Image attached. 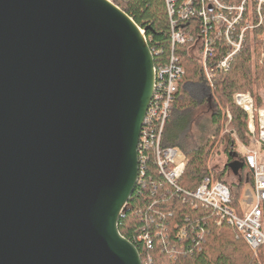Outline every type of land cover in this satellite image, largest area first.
Wrapping results in <instances>:
<instances>
[{"label":"water","instance_id":"water-1","mask_svg":"<svg viewBox=\"0 0 264 264\" xmlns=\"http://www.w3.org/2000/svg\"><path fill=\"white\" fill-rule=\"evenodd\" d=\"M154 81L110 0H0V264H141L118 222Z\"/></svg>","mask_w":264,"mask_h":264},{"label":"trees","instance_id":"trees-1","mask_svg":"<svg viewBox=\"0 0 264 264\" xmlns=\"http://www.w3.org/2000/svg\"><path fill=\"white\" fill-rule=\"evenodd\" d=\"M110 1L144 31L153 51L154 65L166 62L171 51V29L165 1ZM222 1L239 4L243 0ZM246 24L250 28L245 30V39L230 68L213 71L210 81L203 72L198 20L192 18L181 24L190 28L194 40L175 48L184 73L179 80L160 145L162 148H178L185 166L176 183L171 184L160 172L154 148L145 150L141 175L118 222L120 234L135 246L141 264H258L263 260L260 250H251L226 221L218 225L214 209L191 195L205 177L220 181L229 187L231 206L238 215H242L240 194L244 184L253 186L252 174L243 156L235 150L232 133L245 144L249 143V135L247 114L234 103L233 95L249 92L254 105H261L260 91L264 90V2L245 0L240 25ZM214 51L209 62L220 58L226 50L220 47ZM187 84H204L210 93L206 102L213 107L206 128L208 131L198 138L183 132L189 125L184 114L199 105L184 89ZM227 112L231 115L229 127L232 133L224 135ZM223 146L228 161L222 168H214L211 163ZM261 150L264 151V143ZM229 173L238 178L235 186L226 181ZM261 213L264 224V205ZM144 235L149 237L150 247L143 239Z\"/></svg>","mask_w":264,"mask_h":264},{"label":"built area","instance_id":"built-area-1","mask_svg":"<svg viewBox=\"0 0 264 264\" xmlns=\"http://www.w3.org/2000/svg\"><path fill=\"white\" fill-rule=\"evenodd\" d=\"M164 1L170 20L171 51L166 62L154 65V90L140 130L137 155L140 176L146 157L144 151L154 148L160 172L169 183L175 184L185 166L183 155L174 147L162 148L160 141L171 114V105L179 80L184 73L175 48L194 40L190 28L181 24L191 21L192 18H196L199 22L200 56L203 72L208 81L213 71L230 68L233 58L244 41L245 30L250 28V25H240L245 11V0L239 4H227L222 0ZM261 2L264 0H259V3ZM220 47L226 51L222 52L220 58L209 62L214 57V49ZM151 52L153 54L152 50ZM233 100L246 112L252 132V146L245 148L242 156L253 177V206L246 212L242 211V215H238L230 204L229 187L209 177L203 178L191 195L194 199L214 209L218 225L226 221L235 228L236 235L241 237L251 250L255 252L260 250L263 260L258 261V264H264V224L261 218V208L264 205V153L258 146L264 143V109L255 107L249 93H235ZM255 116H258L260 125L257 137L252 130ZM166 166L170 168L166 169ZM143 239L150 247L149 237L144 235Z\"/></svg>","mask_w":264,"mask_h":264},{"label":"rangeland","instance_id":"rangeland-1","mask_svg":"<svg viewBox=\"0 0 264 264\" xmlns=\"http://www.w3.org/2000/svg\"><path fill=\"white\" fill-rule=\"evenodd\" d=\"M184 89H186L189 92V94L199 102V105L193 110L189 111L188 114H184L185 116L184 120L189 125H188V128H185L183 132L187 133L189 136H192V137L194 136L198 138L199 136L203 135V132L206 131L208 120L213 110V107L210 105V103L206 102V99L210 98V93H209L208 88L203 84H187L184 86ZM246 93H249V92H246ZM260 97H261V105L259 107H256V106L255 107L257 109H264V90L260 91ZM226 117H227V120L225 122L223 131H222L224 135L232 133L229 127L230 121H231V115L227 112ZM247 130H248V135H249L248 144L241 142L239 139H237L235 134L232 133V136L235 138V142H236L235 150L241 155L244 152L245 148H249L252 146V132L249 128L248 117H247ZM252 130L257 137L259 134V130H260L258 116H255L254 118ZM258 146L261 149V145L259 144ZM176 150L179 153H181V151L178 148H176ZM261 152L264 153L263 150H261ZM227 161H228V155L225 151V147L223 146L219 149V153L217 154L215 159L212 161L211 166L214 168L220 169L225 165ZM225 178H226L227 183L230 184L231 186H235V184L238 181V178L235 176H232L230 173ZM233 191H234V188H233ZM239 201H240L239 202L240 208L242 209V211L246 212L253 206L254 195H253L251 184H247V183L244 184V188L240 194Z\"/></svg>","mask_w":264,"mask_h":264},{"label":"crops","instance_id":"crops-1","mask_svg":"<svg viewBox=\"0 0 264 264\" xmlns=\"http://www.w3.org/2000/svg\"><path fill=\"white\" fill-rule=\"evenodd\" d=\"M232 175V174H231ZM233 176V175H232Z\"/></svg>","mask_w":264,"mask_h":264}]
</instances>
